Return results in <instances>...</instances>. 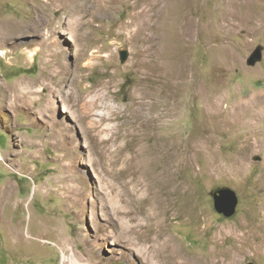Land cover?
Returning a JSON list of instances; mask_svg holds the SVG:
<instances>
[{
    "label": "rangeland",
    "instance_id": "1",
    "mask_svg": "<svg viewBox=\"0 0 264 264\" xmlns=\"http://www.w3.org/2000/svg\"><path fill=\"white\" fill-rule=\"evenodd\" d=\"M46 1L0 0V264H163L172 245L186 259L264 264L253 230L264 151L236 165L264 143V118L245 128L232 113L264 116L249 102L264 93V0L179 6L173 43L190 73L177 81L180 62L159 64L158 31L127 25L134 3L153 20L163 3L99 0L103 11L90 0L74 12ZM73 92L94 103L65 109ZM223 188L239 199L230 218L215 211Z\"/></svg>",
    "mask_w": 264,
    "mask_h": 264
},
{
    "label": "bare ground",
    "instance_id": "2",
    "mask_svg": "<svg viewBox=\"0 0 264 264\" xmlns=\"http://www.w3.org/2000/svg\"><path fill=\"white\" fill-rule=\"evenodd\" d=\"M87 1H90V0H48L45 3H46V5H49L50 3L52 4L54 2H58L63 9L74 6L75 7L74 12H77V11L83 12L84 9L87 7ZM155 1H157L159 3L160 2L163 3L162 7L160 8L157 20H153L154 18L150 14L151 11L147 8L148 5L145 4L146 2L140 1V2H136L133 4V16H134V18L127 25L134 27L136 29V31L134 32L135 35L136 36L138 35L139 37H141V35L145 32H153L154 33L155 30L158 31V34L155 33L157 35V37L154 36V37H152V39H155L158 43L159 54H160L159 64H161L162 67L164 66L166 70L170 71L178 65V62H180L178 66H180L182 69L180 68L181 69L180 70L177 67V71H172V72L170 71L171 72V78L173 80L174 79L173 77L175 76L174 80H176V81L179 80L180 78H182V79L185 77L187 78V76L190 73V71H189L190 68H189V65L186 61V58H183V60L180 61V57L175 52V49H174V43H173L174 42V36H175V28L174 27L176 25L177 20H179V10H178L179 6L184 5V7L187 8V7H190V4H193V3L191 0H163L164 2H162V0H155ZM195 2H197V0ZM94 3L97 4V6L100 8V10L106 11V6L102 5L99 0H96V2L94 1ZM114 4H116V1L113 0L112 5H114ZM85 5H86V7L84 8ZM150 6H152V5H150ZM152 7H154V6H152ZM155 7H157V6H155ZM191 7H192V5H191ZM109 9H110V7H109ZM153 13H154V11H153ZM241 22H243V20ZM245 23H247V22H245ZM83 34H85V33H83ZM190 34H192L191 29L189 30L187 35L189 36ZM58 44L60 45V42H58ZM148 49H146V51H148ZM87 53H88V50L87 51L85 50L83 56L87 55ZM53 56H52V59L54 58ZM54 60L55 59H53L52 61H48L49 63L50 62L52 63L51 69L53 70V73L60 74L62 77L66 76L68 74V71H69L68 67L64 63H60V61L58 62L57 59L55 60L56 62H54ZM86 65H88V64L86 63ZM223 65H225V64H223ZM76 78L79 79V77L75 76V80H76ZM64 81H65V78H62L61 81H59V82L56 81L55 83L52 84V85L59 87V88H56L57 92H60V89L62 87V86L60 87V85ZM67 97H68V99L66 98V100L64 101V104L65 103H71L72 101L73 102L74 101H81L83 103L82 108L85 106L86 107L88 106V108H89V106H92V103H94V100L86 101L84 96L79 95L76 92L71 93ZM214 97H216V95ZM219 101L221 102V97H220V99H217L216 101H214L213 104H211L210 106L215 105V104L218 105ZM243 101H246V100H243ZM249 102H251L253 104L252 108H258L259 106L264 105V93L261 94L260 96H256V97L252 98ZM50 104L53 106V102H50ZM240 105H241V103H238V107H240ZM64 108L71 110V108L69 106H67L66 104L64 105ZM232 113H233V118H234L235 122L240 123L241 127H245V128L250 126L253 121L261 122V121H263V118H264V116L261 112H254V113L247 112L246 113V112H244L238 108H233ZM208 114H209V111H208ZM209 115H210V117L216 116V114H209ZM83 117H85V116H83ZM83 122H85V121H83ZM55 124L56 125H63L64 123H55ZM65 130H67V127H65ZM254 149H260L261 151L262 150L264 151V143L259 144V141L256 140L255 142L250 144V147L247 149V153L244 152V150H243L242 153L240 152L239 155H237L236 165L239 169H242V168L245 169L246 168L245 162H246V160H248V154H249V152L254 151ZM246 170H247V168H246ZM259 178H261V177H259ZM261 180H263V179L261 178L260 180H257V182L260 184L259 187L256 188V190L258 192V198L260 199V203L257 206V212L255 213V217L257 218V220L260 219V221H264V181L261 182ZM149 226H148V228L150 231L152 227L151 226L149 227ZM258 228H259V226L255 227V229H253V230L258 232V233L263 234L262 237H264V231H262L264 229V225H263V229L261 228V230H258ZM249 233L250 232H248V234ZM251 235L253 236L252 233H251ZM251 235H249V236H251ZM254 236L255 237H252V238L258 237L255 233H254ZM246 237H247V233H246ZM143 238H145V236ZM150 238H151V235H150V233H148V236L146 237V239L148 240ZM154 247L155 246H153V248ZM168 249L170 250V253L168 254L169 256H166V254H165L164 257L162 258L161 261L164 262L163 264H165V263L166 264H189V263H186L187 261L192 262V264H223V262H224V260H222V259L217 260L216 256H215V258L214 257L211 258L209 261L207 260V262H203L202 259H195V258L194 259H190V258L186 259V255L184 254L183 250H181L178 246L172 245V246L168 247ZM257 249H261V252L263 253L264 241L261 243V245ZM152 255H153V253H152ZM157 259H159V258H157ZM223 259H224V256H223ZM145 260H147V259L145 258ZM148 262H150L151 264H160L157 261H155V262L148 261ZM73 264H84V263L82 260H77V261L74 260Z\"/></svg>",
    "mask_w": 264,
    "mask_h": 264
},
{
    "label": "water",
    "instance_id": "3",
    "mask_svg": "<svg viewBox=\"0 0 264 264\" xmlns=\"http://www.w3.org/2000/svg\"><path fill=\"white\" fill-rule=\"evenodd\" d=\"M120 60L122 62L127 60L128 52L126 50L122 51L120 54ZM262 58L261 50L257 49L254 52L252 58L248 60V65H254L258 60ZM215 211L222 215L223 217L230 218L237 211L239 204V199L236 192L229 188H223L213 193Z\"/></svg>",
    "mask_w": 264,
    "mask_h": 264
}]
</instances>
